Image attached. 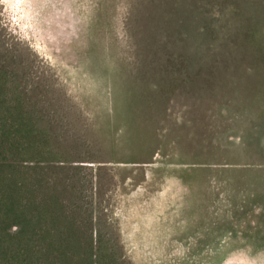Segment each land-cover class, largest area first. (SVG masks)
Returning a JSON list of instances; mask_svg holds the SVG:
<instances>
[{
    "label": "rangeland",
    "instance_id": "374dc122",
    "mask_svg": "<svg viewBox=\"0 0 264 264\" xmlns=\"http://www.w3.org/2000/svg\"><path fill=\"white\" fill-rule=\"evenodd\" d=\"M256 1L248 6L255 27L264 22ZM214 3L0 0V33L38 56L34 71L49 76L40 78L45 101L56 104L46 108L68 122L53 114L56 134L72 165L102 184L94 214L121 239L129 264H264V61L254 55L226 86L217 74L194 87L184 77L168 95L153 79L140 82L139 63L133 76V46L146 55L135 34L147 25L162 39L170 24L186 47L208 46L202 27L222 43L228 22ZM240 40L227 45L237 51Z\"/></svg>",
    "mask_w": 264,
    "mask_h": 264
},
{
    "label": "trees",
    "instance_id": "16d2710c",
    "mask_svg": "<svg viewBox=\"0 0 264 264\" xmlns=\"http://www.w3.org/2000/svg\"><path fill=\"white\" fill-rule=\"evenodd\" d=\"M254 2L258 1L215 0L218 11L226 15L227 35L216 44L209 29L202 27V37H211L205 48L186 47L182 32L170 29V24L164 34L157 32L162 39L156 38L148 25L136 34L133 31L140 44L144 41L147 55H140L133 46V76L139 63L140 82L149 84L153 79L159 84L155 92L161 95L177 92L184 77L194 87L217 74L224 86L229 85L255 56L264 61V22L255 27L249 20L248 6ZM175 24L181 22L177 19ZM238 32L241 48L236 51L227 42L231 39L234 44ZM22 43L0 33V264H129L121 239L108 237L105 221L94 214L93 196L102 202V184L93 182L89 170L72 165L74 156L61 144L64 133L56 134L53 114L61 123H68L66 116L46 108L56 106L51 97L45 101V95L49 96L43 91L45 84H40V78L48 82L49 76L34 71L38 56ZM222 54L230 57L222 58ZM159 71L162 74L158 75ZM147 90L148 86L143 96L152 93ZM115 97L112 94L114 116ZM118 108L126 111L123 103Z\"/></svg>",
    "mask_w": 264,
    "mask_h": 264
},
{
    "label": "water",
    "instance_id": "95a60500",
    "mask_svg": "<svg viewBox=\"0 0 264 264\" xmlns=\"http://www.w3.org/2000/svg\"><path fill=\"white\" fill-rule=\"evenodd\" d=\"M227 264H229V263L227 262ZM235 264H237V263H235Z\"/></svg>",
    "mask_w": 264,
    "mask_h": 264
}]
</instances>
